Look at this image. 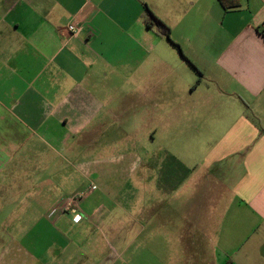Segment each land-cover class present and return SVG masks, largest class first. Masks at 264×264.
Returning <instances> with one entry per match:
<instances>
[{
    "label": "crops",
    "instance_id": "0c3cea01",
    "mask_svg": "<svg viewBox=\"0 0 264 264\" xmlns=\"http://www.w3.org/2000/svg\"><path fill=\"white\" fill-rule=\"evenodd\" d=\"M239 2L0 0V264H264V0Z\"/></svg>",
    "mask_w": 264,
    "mask_h": 264
},
{
    "label": "trees",
    "instance_id": "16d2710c",
    "mask_svg": "<svg viewBox=\"0 0 264 264\" xmlns=\"http://www.w3.org/2000/svg\"><path fill=\"white\" fill-rule=\"evenodd\" d=\"M218 2L225 10H233L240 7L239 0H218ZM143 21L146 26L153 30L157 35H159L160 37L167 38L173 43L171 39V28L162 19H160L152 10H146V12L143 14ZM175 46H177L178 49L181 50L178 45L175 44Z\"/></svg>",
    "mask_w": 264,
    "mask_h": 264
},
{
    "label": "built area",
    "instance_id": "2783aa9c",
    "mask_svg": "<svg viewBox=\"0 0 264 264\" xmlns=\"http://www.w3.org/2000/svg\"><path fill=\"white\" fill-rule=\"evenodd\" d=\"M68 30L71 33V35L76 36V35H78V33L81 30V25L74 22V23L69 25ZM85 195H86V193L81 192V193L69 198L64 203V205L62 206V209L68 210L72 214H75L78 216V213H79L78 203Z\"/></svg>",
    "mask_w": 264,
    "mask_h": 264
},
{
    "label": "rangeland",
    "instance_id": "374dc122",
    "mask_svg": "<svg viewBox=\"0 0 264 264\" xmlns=\"http://www.w3.org/2000/svg\"><path fill=\"white\" fill-rule=\"evenodd\" d=\"M135 251L136 254H138L139 256L142 255L143 249L142 248H134L133 249ZM185 252V251H184Z\"/></svg>",
    "mask_w": 264,
    "mask_h": 264
}]
</instances>
